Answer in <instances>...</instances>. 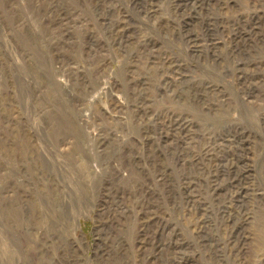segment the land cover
Segmentation results:
<instances>
[{"label": "rangeland", "instance_id": "374dc122", "mask_svg": "<svg viewBox=\"0 0 264 264\" xmlns=\"http://www.w3.org/2000/svg\"><path fill=\"white\" fill-rule=\"evenodd\" d=\"M0 264H264V0H0Z\"/></svg>", "mask_w": 264, "mask_h": 264}]
</instances>
